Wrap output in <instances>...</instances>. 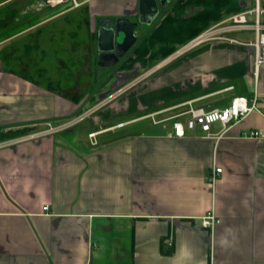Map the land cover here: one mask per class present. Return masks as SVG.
Instances as JSON below:
<instances>
[{
	"label": "crops",
	"instance_id": "obj_1",
	"mask_svg": "<svg viewBox=\"0 0 264 264\" xmlns=\"http://www.w3.org/2000/svg\"><path fill=\"white\" fill-rule=\"evenodd\" d=\"M74 3L41 22L79 8L96 65L98 30L138 22V0ZM254 4L172 0L139 25L140 36L136 28L116 66L88 68L72 85L39 63L0 62V264H264V139L246 137L264 126V65L255 69L248 45L255 34L193 46ZM254 95L257 111L223 134L218 123L210 136L172 134L190 109ZM211 213L217 223L204 226Z\"/></svg>",
	"mask_w": 264,
	"mask_h": 264
},
{
	"label": "rangeland",
	"instance_id": "obj_2",
	"mask_svg": "<svg viewBox=\"0 0 264 264\" xmlns=\"http://www.w3.org/2000/svg\"><path fill=\"white\" fill-rule=\"evenodd\" d=\"M15 5L18 15L14 19V24L20 25L16 31L3 36L4 38L1 37L2 39L0 38V62L13 70L25 69V67L29 69L32 64L39 63L40 67L46 68L47 76L58 81L59 76L62 75L64 82L71 81L69 85H72V81H74L73 76L80 74V72L84 80V75L89 74L88 68L92 67L94 73L95 70L99 74L106 72V68L94 63V48L92 54L89 49L93 37L90 34L88 21L83 12L78 10L79 8L54 20L52 19V21L41 22L52 14L75 8L74 1L0 0V34L9 28V25H3L4 10ZM11 16L12 14L9 16L10 19ZM35 17L37 19H34ZM31 20L41 23L37 24L30 34H22L16 37L31 25L26 24ZM262 20H264V16H262ZM140 28L141 26L136 30L137 35L140 33ZM42 50H45V56H43ZM73 50L78 51L79 54H73ZM90 58L93 59L92 62H89ZM31 75L35 79L43 80L41 76L35 73ZM106 78L107 76L104 77V82ZM84 86L85 84L82 83V87Z\"/></svg>",
	"mask_w": 264,
	"mask_h": 264
},
{
	"label": "built area",
	"instance_id": "obj_3",
	"mask_svg": "<svg viewBox=\"0 0 264 264\" xmlns=\"http://www.w3.org/2000/svg\"><path fill=\"white\" fill-rule=\"evenodd\" d=\"M262 16H264V0H255L253 9L231 15L220 24L213 26L201 37L194 40L193 46L205 42H237L229 38V34L252 30L255 34V41L248 45L254 50V67L258 70L260 66L264 65V20H262ZM257 101L258 98L254 95L250 99L243 97L235 98L226 109H213L208 111L190 109L186 113L188 117L185 122H172V134L174 137L181 138L184 136L185 129L191 131L198 129L202 134L210 136L211 127L216 123L222 126L223 131L221 134H223L229 126L239 123L250 113L257 111ZM221 134L217 136L220 137ZM90 137L93 138L94 134H91ZM246 137L251 139H264V126L262 129L251 131ZM219 173H221V169L215 168L210 182L214 183ZM47 210L48 206H45L43 211ZM216 223L217 218L212 213L204 217L202 221V224L207 227H213Z\"/></svg>",
	"mask_w": 264,
	"mask_h": 264
},
{
	"label": "water",
	"instance_id": "obj_4",
	"mask_svg": "<svg viewBox=\"0 0 264 264\" xmlns=\"http://www.w3.org/2000/svg\"><path fill=\"white\" fill-rule=\"evenodd\" d=\"M172 0H138V22L127 18L115 20L110 29L100 28L97 37V65L114 67L135 45L136 28L140 24H151L159 13V6L165 7Z\"/></svg>",
	"mask_w": 264,
	"mask_h": 264
},
{
	"label": "trees",
	"instance_id": "obj_5",
	"mask_svg": "<svg viewBox=\"0 0 264 264\" xmlns=\"http://www.w3.org/2000/svg\"><path fill=\"white\" fill-rule=\"evenodd\" d=\"M16 8H17V6L15 5V6H11V7H7L5 10H4V14H5V17H3V25L4 24H6V25H9V28H7L6 30H4L3 32H2V34H0V38L2 37V38H4L3 36H5V35H7V34H11L12 33V31L14 32V31H16L18 28H19V25L17 24V25H15L14 24V19L17 17V15H18V12L16 11ZM6 12H7V14H6ZM10 14H12V16H11V19H10ZM34 19H37L36 17L34 18ZM33 19V20H34ZM33 20H31V21H28V23L26 22V24H35V23H37L36 22V20L35 21H33ZM14 24V25H13ZM23 25V24H22ZM18 27V28H17ZM1 38V39H2ZM3 136L4 135H2V134H0V140L1 139H3Z\"/></svg>",
	"mask_w": 264,
	"mask_h": 264
}]
</instances>
